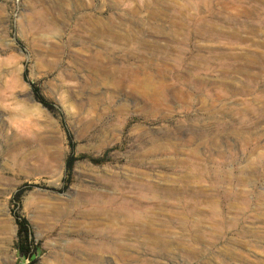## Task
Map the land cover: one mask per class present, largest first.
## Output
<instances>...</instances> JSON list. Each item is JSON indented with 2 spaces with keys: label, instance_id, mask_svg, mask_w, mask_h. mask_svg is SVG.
Here are the masks:
<instances>
[{
  "label": "rangeland",
  "instance_id": "1",
  "mask_svg": "<svg viewBox=\"0 0 264 264\" xmlns=\"http://www.w3.org/2000/svg\"><path fill=\"white\" fill-rule=\"evenodd\" d=\"M0 264H264V0H0Z\"/></svg>",
  "mask_w": 264,
  "mask_h": 264
},
{
  "label": "trees",
  "instance_id": "2",
  "mask_svg": "<svg viewBox=\"0 0 264 264\" xmlns=\"http://www.w3.org/2000/svg\"><path fill=\"white\" fill-rule=\"evenodd\" d=\"M17 224V237L18 245L17 248L23 256H28L33 250V242L30 238V233L27 228L26 221L22 218H16Z\"/></svg>",
  "mask_w": 264,
  "mask_h": 264
}]
</instances>
